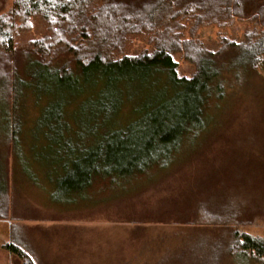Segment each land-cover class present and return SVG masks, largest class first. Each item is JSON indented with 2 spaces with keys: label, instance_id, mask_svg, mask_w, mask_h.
Listing matches in <instances>:
<instances>
[{
  "label": "trees",
  "instance_id": "1",
  "mask_svg": "<svg viewBox=\"0 0 264 264\" xmlns=\"http://www.w3.org/2000/svg\"><path fill=\"white\" fill-rule=\"evenodd\" d=\"M35 19L46 36L16 44ZM236 21L254 24L240 42L221 39L210 50L194 38L202 27ZM136 38L149 48L130 52ZM177 55L192 66L188 76ZM261 70L264 0H14L0 16V221L10 208L7 161L20 144L14 112L20 92L29 88L27 79L69 96L55 98L41 118L56 125L45 134L48 143L75 157L55 181L59 191L80 193L98 181L169 170L198 140L213 138L217 117L210 104L223 102L226 85L240 84L243 91L249 76ZM77 103L88 116L101 118L98 124L89 120L86 135L66 119ZM73 136L87 146L82 141L79 150L73 148ZM212 202L200 203L205 222L241 223L236 206L220 198ZM231 236L230 257L248 254L264 264L263 240L236 229ZM3 247L21 256L17 245Z\"/></svg>",
  "mask_w": 264,
  "mask_h": 264
},
{
  "label": "rangeland",
  "instance_id": "2",
  "mask_svg": "<svg viewBox=\"0 0 264 264\" xmlns=\"http://www.w3.org/2000/svg\"><path fill=\"white\" fill-rule=\"evenodd\" d=\"M13 1L0 0V16ZM32 24L16 44L46 36L40 21ZM253 27L246 21L202 27L194 38L214 50L221 39L240 42ZM146 44L136 38L130 52L146 50ZM175 59L188 76L192 66ZM263 76L264 70L249 76L243 91L240 84L226 85L223 102L210 104L217 117L213 138L198 140L166 172L98 181L80 193L59 191L55 181L75 157L48 143L45 134L56 125L41 118L55 98L69 96L27 79L29 88L20 92L14 112L21 134L15 158L7 161L11 198L7 220L0 221V264H261L248 254L230 257L226 249L235 229L264 241ZM77 104L66 119L75 132L84 127L86 135L89 120L98 124L101 118ZM82 141L73 136V148L79 150ZM217 198L242 212L241 223L205 222L201 204ZM8 243L19 247L20 257L3 247Z\"/></svg>",
  "mask_w": 264,
  "mask_h": 264
}]
</instances>
